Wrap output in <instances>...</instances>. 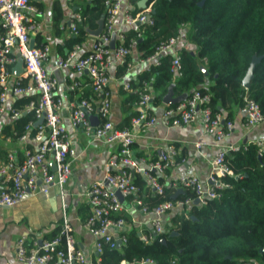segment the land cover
<instances>
[{"label":"built area","instance_id":"2783aa9c","mask_svg":"<svg viewBox=\"0 0 264 264\" xmlns=\"http://www.w3.org/2000/svg\"><path fill=\"white\" fill-rule=\"evenodd\" d=\"M30 1L0 0V120L5 115L10 119L19 115L20 110L9 109L10 100L37 95L36 101L31 100L25 106V109L34 111L35 120L27 127H33L35 133L32 136L22 134L17 139L31 142L34 148L26 149L21 161H17L12 152H8L6 159L0 161V177L4 182L0 188V207H12L36 194L48 197L57 188L61 211L57 233L41 241H27L25 237H18L13 245L15 259L22 264H103L100 256L102 244L119 248L125 243V233L130 226H136L140 238L147 242L165 231L164 216L170 211L190 206L195 199L204 203L208 198L219 197L220 190L228 186L221 178L232 175L225 155L229 151L244 149L245 145L222 143L232 131L233 122L224 121L221 113L212 112L207 105L209 94L195 89L185 100L174 105L165 104L159 117L172 127L187 126L199 120L203 132L214 137L218 150L210 161L205 184L192 173L169 177L168 170L177 164L176 149L172 144L160 149L154 157L135 158L131 155V146L138 130L151 126L157 119L151 110V86L147 81H142L136 90L138 98L134 103L137 114L130 119L128 126L118 128L109 118L111 95L108 70L114 62H123L133 46L134 40L126 42L122 28L139 24L150 26L154 20L150 15L151 4L141 8L139 1L105 0L103 25L100 33L94 37L89 52L76 57L79 44H75L65 55L56 57L57 68L85 72L95 96L94 101L82 98L69 105L71 126L80 130L91 142L117 143V150L107 158L102 179L92 182L85 192L89 214L83 219L70 217L66 211L68 193L64 186L72 174L71 163L76 153L59 116L63 102L57 92V79L44 66L50 48L47 44L30 46L32 34L40 26L38 17L42 15V11L30 5ZM64 1L68 3L70 0ZM79 19L78 12H71L67 24L73 34L77 33L76 21ZM60 27H63V23ZM183 30V26L179 27L175 35L159 42L154 51L137 64L150 69L159 63L164 53L169 52L172 54L171 71L179 76ZM140 35L138 32L137 36ZM18 58L22 60V74L9 83L10 69ZM132 66L131 62H127L126 71ZM23 79L27 82L22 83ZM78 85L79 82L74 81L69 88L73 90ZM122 88L129 90L130 83L125 82ZM239 111L244 127L264 123V111L248 95L243 96ZM92 116L94 119H91ZM38 120L40 122L34 124ZM256 144L262 145L261 141ZM193 145L200 149L206 142L196 140ZM137 174L147 180L153 195L163 196L167 191L169 197L154 204L145 202L138 196L140 187L134 180ZM186 189H190L194 195L177 198V192L181 190L184 193ZM133 207L139 210L144 219L136 221L128 215ZM124 215L129 216L130 220ZM75 223L92 237L93 257H89L77 245ZM118 264L156 262L152 258L121 259ZM168 264H176V260L171 259Z\"/></svg>","mask_w":264,"mask_h":264},{"label":"trees","instance_id":"16d2710c","mask_svg":"<svg viewBox=\"0 0 264 264\" xmlns=\"http://www.w3.org/2000/svg\"><path fill=\"white\" fill-rule=\"evenodd\" d=\"M104 1L81 0L76 10L80 14L76 21L77 33L66 40L68 49L81 44L86 29L96 27L104 17ZM145 3L151 4L154 24H139L125 31L126 42L134 40L140 58L150 55L159 42L175 35L181 26L184 29L182 41L193 44L194 51L186 47L180 50L179 76L171 71L172 54L169 52L161 56L157 65L138 73L126 90L129 106L137 100L136 90L142 81H147L151 86L150 103L154 106L162 103L171 86L174 96L183 93L189 96L195 89L209 94L207 105L212 112L221 113L224 121H231L234 109L243 104L244 95L256 101L264 111V0H146ZM53 17L59 28L62 9L57 1ZM253 56L258 60L249 86L245 88L242 78ZM128 57L121 62L122 68ZM26 82L23 79L22 83ZM31 100L36 101L37 95L10 100L9 109H18L20 113L13 119L8 115L3 117L8 120L0 124L3 139L17 140L22 134L35 133L33 127H27L35 120L34 111L25 109ZM136 114L137 110L131 111L123 125L128 126ZM244 145V149L225 155L232 175L221 178L228 186L220 190L219 197L192 203L187 212L182 208L171 218V225H165L162 234L147 242L140 238L136 226H130L125 233L126 241L119 248L102 244L103 264L142 258H152L156 264H168L171 259H175L176 264H264V144ZM7 153L0 149V161L6 159ZM134 180L140 187L138 196L147 203L154 204L169 197L167 191L163 196L153 195L147 180L139 174ZM193 195L186 189L177 198ZM124 217L130 220L129 216ZM172 230L175 235L171 234ZM57 231L58 227L51 237Z\"/></svg>","mask_w":264,"mask_h":264},{"label":"crops","instance_id":"0c3cea01","mask_svg":"<svg viewBox=\"0 0 264 264\" xmlns=\"http://www.w3.org/2000/svg\"><path fill=\"white\" fill-rule=\"evenodd\" d=\"M55 1L59 3L62 9L60 25L63 23V27L59 26V28H56L57 24L55 25L53 17ZM80 4L81 0H70L68 3L64 0L30 1V5L42 11V15L38 17L40 26L36 33L32 34L33 45L47 44L50 48L49 58L44 66L57 79V92L63 102L59 116L72 140L76 153L71 163L72 174L64 186L68 193L65 199L66 204L67 206L71 205V209L67 214L73 218L83 219L89 214L85 192L92 182L102 179L106 170L107 158L117 150V143L100 144L91 142L80 130L73 128L70 124L69 105L82 98L91 101L95 99L89 77L85 72L56 67L57 55H65L70 50L67 47L66 40L73 33L70 31L67 21L71 12H76L80 8ZM96 28L97 26L86 29V37L79 44L76 57L84 56L89 52L95 37L90 31ZM128 28L125 26L122 30L125 32ZM182 43L183 47L188 48L193 53V44L187 40ZM128 56V62L134 65L128 71H126V66L122 68L121 62H114L108 70L111 95L109 118L118 128L120 126L124 127L123 122L127 120L131 111L136 109L134 104L129 106L126 99L127 92L122 88V85L135 79L138 73L144 69L143 65L137 64L141 58L134 45ZM21 74V63L17 59L10 69L8 82L12 83ZM74 81H78L79 85L72 90L69 85ZM179 97L186 98L187 93L180 94ZM165 104L162 101L158 106L151 105V110L157 116V119L151 126L138 130L137 137L131 146V155L135 158L142 156L154 157L160 149L172 144L176 149L177 164L168 170L169 177L174 178L181 174L192 173L205 184L210 170V161L218 150L214 137L203 132L199 120L187 126H167L159 117ZM91 119H94V116ZM231 121L233 122V129L229 136L224 139L223 144L236 143L244 145L258 141H261L262 145L264 144V123L251 128L244 127L242 125L243 116L239 108L234 109ZM6 122L8 120L1 119L0 124ZM196 140H204L206 145L196 149L193 145ZM33 148L34 144L29 141L3 139L0 136V149L12 152L17 161L23 159L26 149ZM3 186L4 182L0 177V188ZM84 208L85 210H83ZM189 208L190 206L185 207L186 212ZM179 211L173 210L167 213L164 216L165 225H171V218ZM128 215L136 221L144 219V216L135 207L131 209ZM60 220V198L57 188H54L48 197L36 194L27 197L24 201L12 207H0V264H22L14 257L13 245L15 240L18 237H25L27 241L50 239ZM74 236L77 245L89 257H93L95 254L91 249L93 239L77 223L74 225Z\"/></svg>","mask_w":264,"mask_h":264},{"label":"water","instance_id":"95a60500","mask_svg":"<svg viewBox=\"0 0 264 264\" xmlns=\"http://www.w3.org/2000/svg\"><path fill=\"white\" fill-rule=\"evenodd\" d=\"M145 1H146V0H139L138 5H139L141 8H144V7L146 6ZM102 25H103V19H100V20L98 21L97 28L94 29V30H91L90 33H91L92 35H95V36L98 35V34L100 33V31H101ZM113 42H114V36H113L112 41H111V46L113 45ZM30 46H33V40H32V39H31V41H30ZM257 60H258V57H257V56H253V58H252V60H251V62H250V65L248 66L247 71H246L244 77L242 78V85H243L245 88H247V87L249 86L250 79L253 77V69H254V66H255V63L257 62ZM18 61H20V63H21V68H22V60H21V58H18ZM179 96H180V95H177V96H174V95H173L172 87L170 86V87L168 88L166 94L163 96V100H162V101H163L164 103H166V104H173V103H177V102H180L181 100L185 99V97L182 98V97H179ZM39 122H40V120L36 121V123H34V124H37V123H39ZM181 192H182V191L180 190V191L177 192V194H178V193H181ZM193 203H194V204H198V203H199V200H198V199H195V200L193 201ZM192 218H194V217L192 216ZM171 234H172V235H175L176 232H175V231H171Z\"/></svg>","mask_w":264,"mask_h":264},{"label":"rangeland","instance_id":"374dc122","mask_svg":"<svg viewBox=\"0 0 264 264\" xmlns=\"http://www.w3.org/2000/svg\"><path fill=\"white\" fill-rule=\"evenodd\" d=\"M70 209H71V205L66 206V211H67V213L70 211Z\"/></svg>","mask_w":264,"mask_h":264}]
</instances>
